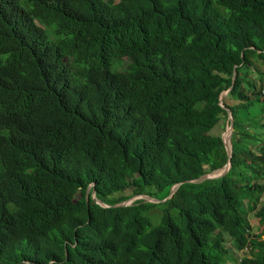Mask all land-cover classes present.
I'll return each mask as SVG.
<instances>
[{"label": "trees", "instance_id": "1", "mask_svg": "<svg viewBox=\"0 0 264 264\" xmlns=\"http://www.w3.org/2000/svg\"><path fill=\"white\" fill-rule=\"evenodd\" d=\"M233 73L228 171L182 183L157 223L158 203L114 206L226 164L209 132ZM249 128L264 129V0H0V264H219L228 238L250 250L235 264H264Z\"/></svg>", "mask_w": 264, "mask_h": 264}, {"label": "rangeland", "instance_id": "2", "mask_svg": "<svg viewBox=\"0 0 264 264\" xmlns=\"http://www.w3.org/2000/svg\"><path fill=\"white\" fill-rule=\"evenodd\" d=\"M122 58H124V57H122ZM122 58H116L114 60V62H113V66L114 67L118 66L119 68H121L123 66ZM256 78H257V75H256ZM260 105H263V103L262 102H257L254 105V107L255 106H260ZM254 107H253V112L255 111ZM223 126H224V128H223ZM226 127H227V124L225 122V119L223 118V115H221V118L219 119L217 124L210 130L209 133L212 134V135H218V134H220L221 131L225 132V130L228 128V127L227 128ZM254 131H255L254 137L256 139H259L260 141L264 142V129H255L254 128ZM251 141H253V139H251ZM240 144L249 147L247 145L246 138L243 139L240 142ZM215 172H217V171H215ZM154 190H155V188H149V191H154ZM163 193H164L163 191H160V193H155V194H151V195L155 199H160L161 202H163L164 199L161 198ZM260 199H262V201H264V193H263V195H262V197ZM161 202H156L158 204L150 206L145 211L147 213V215L151 218L152 222H154V223H157V222L160 221L161 213H162V211L165 208L164 205ZM152 203H155V202H152ZM177 209H178L177 207L172 208L171 212L176 213ZM249 218H250L249 220H250V222L252 224V231L259 232V231L263 230V235L262 236H264V222L260 223L258 218L253 214V212L249 213ZM224 246L227 248L228 251H227V254L224 255L223 259L221 260V262L219 264H234V262L232 261L231 257H239L240 258L244 254H250V250L248 249V247H246L244 249L235 248V246L232 244V242H231V240H229V238L224 242Z\"/></svg>", "mask_w": 264, "mask_h": 264}, {"label": "water", "instance_id": "3", "mask_svg": "<svg viewBox=\"0 0 264 264\" xmlns=\"http://www.w3.org/2000/svg\"><path fill=\"white\" fill-rule=\"evenodd\" d=\"M235 69V68H234ZM234 77H235V73H233L232 75V83L230 85V87L223 91L219 97V102H220V105L225 108L226 110V113H227V119H228V128L225 130V135H223V144H224V147H225V151L227 153V157H228V160L226 162V164L222 167V169L220 170H217V172H207V173H204V174H201L200 176H198L197 178H193V179H186V180H183V182H179V183H176L170 190V194L168 195V197H166L164 199V201L170 199L171 197H173V195L175 194V191L178 189V187L184 183V182H188V183H195V182H200V180H203V179H207V178H213V177H217L219 175H222L223 173H226L228 171V169L231 167V157H232V154H231V136H232V132H233V117H232V112L229 108H226L223 106L222 104V100L223 98L225 97V95L232 89L233 87V83H234ZM95 184L92 183V184H89L86 188V200L90 194V188H93V190H91V197L92 199H95L97 201V203L101 204V205H107L106 203H104L103 201L97 199L96 197V188L94 186ZM136 199H145L146 201H150V202H161L160 199H155L154 197L148 195V194H139V195H135L125 201H122L118 204H114V206H118V205H128V204H131L132 201L136 200Z\"/></svg>", "mask_w": 264, "mask_h": 264}, {"label": "crops", "instance_id": "4", "mask_svg": "<svg viewBox=\"0 0 264 264\" xmlns=\"http://www.w3.org/2000/svg\"><path fill=\"white\" fill-rule=\"evenodd\" d=\"M249 131H250V137H249V139L247 140V143L248 144H250L251 143V139H253V140H257L255 137H254V134H253V132H252V128H249ZM221 135L223 134V132L221 131V133H220Z\"/></svg>", "mask_w": 264, "mask_h": 264}, {"label": "clouds", "instance_id": "5", "mask_svg": "<svg viewBox=\"0 0 264 264\" xmlns=\"http://www.w3.org/2000/svg\"><path fill=\"white\" fill-rule=\"evenodd\" d=\"M219 103H220V102H219ZM227 127H228V124H227ZM227 127H226V128H227ZM223 135H225V132H223L222 136H223ZM222 140H223V137H222ZM221 169H222V168H221ZM219 170H220V169H219ZM215 171H217V170H215ZM215 171H213V172H215ZM211 172H212V171H211ZM203 174H204V173H203ZM195 183H196V182H195ZM152 197H153V196H152ZM167 197H168V196H167ZM164 199H165V198H164ZM155 203H156V202H155ZM234 264H235V262H234Z\"/></svg>", "mask_w": 264, "mask_h": 264}]
</instances>
